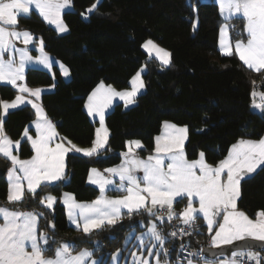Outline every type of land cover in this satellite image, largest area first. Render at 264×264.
<instances>
[{
  "label": "trees",
  "instance_id": "1",
  "mask_svg": "<svg viewBox=\"0 0 264 264\" xmlns=\"http://www.w3.org/2000/svg\"><path fill=\"white\" fill-rule=\"evenodd\" d=\"M96 1L72 0L73 9L63 14L68 31L62 35L35 11L19 18L20 25L42 37L46 51L71 71V79L67 81L56 65L53 73L29 68L26 83L39 87L55 82V89L42 94V104L60 134L77 144L89 146L95 138L98 122L85 109L90 92L101 81L119 89L128 87L136 71L148 64L144 73L146 90L138 95L136 103L129 108L122 102L116 103L106 115L107 147L92 156L69 153L67 179L41 185L35 194L26 192L22 201L9 203L8 182L5 177L0 178V205L43 213L39 217V231L50 237L51 250L47 253H53L62 242L73 244L75 250L90 246L95 253L113 251L132 228H139L141 221L151 217L146 211L131 216L124 213L115 225L85 234L69 225L66 207L60 200L53 209L40 203L46 192L60 197L68 191L79 201L94 199L99 189L88 183L90 169L119 165L128 140L141 139L144 144L141 154L152 153L156 135L163 122L169 120L188 126L185 146L188 158H197L202 151L208 162L217 163L239 139L260 138L264 134V112L253 111L251 96L254 87L264 89V70L256 72L237 55L222 54L221 16L216 2L100 0L88 19L83 18L82 14ZM196 18L198 24L194 27ZM229 24L234 26L230 28L233 42L246 37L241 18H232ZM148 38L171 51V65H161L143 50L142 43ZM17 93L14 86L0 84V100L13 99ZM33 118L30 106L9 112L4 120L7 134L20 139ZM19 154L23 158L32 155L28 141L21 143ZM182 202L183 199L177 205ZM237 205L251 217L264 210V165L241 181ZM197 219L202 230L187 240L195 247L208 245L207 227L202 218ZM166 246L174 261L177 248L171 242Z\"/></svg>",
  "mask_w": 264,
  "mask_h": 264
},
{
  "label": "snow or ice",
  "instance_id": "2",
  "mask_svg": "<svg viewBox=\"0 0 264 264\" xmlns=\"http://www.w3.org/2000/svg\"><path fill=\"white\" fill-rule=\"evenodd\" d=\"M72 0H0V82L14 86L19 93H29L36 100L39 99L42 89L29 88L25 80V66L29 62L52 66V59L44 53L43 40L39 42L41 56L29 55L28 45L33 44V35L27 30H17L18 15H27L32 6L38 10L45 21L56 25L59 32L67 31L62 19V13L70 7ZM221 17L225 24L220 27L219 47L224 55H237L249 69L260 72L264 70V0H218ZM97 7L93 4L87 11ZM234 17L244 21L242 33L245 38L235 40L234 44L228 38V31L234 26L227 23ZM195 27V25H194ZM25 47L17 48L15 40H21ZM143 47L154 50L160 61L170 63V53L147 41ZM19 54V60H16ZM7 55V59H5ZM63 69L65 76L69 75L67 68ZM137 71L131 78V90L117 91L111 85L101 81L88 96L85 108L89 115H98L100 127L96 129L95 139L90 148H79L67 140L64 143L52 142L58 136L56 126L48 119L42 106L24 95H17L11 102L0 100V155L11 161L8 169L9 203L22 201L25 194L24 182H27V191L35 194L42 184L52 183L64 178L65 156L69 152L83 153L87 156L99 154L108 142L109 130L105 126V110L110 106L114 97H119L130 105L135 102L137 93L145 87L141 72ZM253 107L264 111V91L251 92ZM256 97L260 98L257 103ZM36 110V120L32 123L36 135L29 134L26 127L23 137L31 142L33 155L29 159H20L13 154V146L18 150L20 141H12L4 131V115L10 109H15L25 101ZM164 130L155 138L156 144L152 154L146 159L131 158L117 168L105 169L119 177L120 183L106 179L97 169L90 170L89 181L99 185L101 195L91 202H77L70 193L64 194L63 204L66 206L69 221L85 234L105 226L115 225L122 216V209H127L129 216L134 212L144 210L155 216L156 210L167 208L168 220L179 216L184 225L192 227L197 214H202L206 221L208 232L211 235L210 248L234 245L230 256L223 259L204 260V264H264V210L250 218L244 211L238 209L237 201L240 197V182L248 174L264 165V137L258 140L239 139L228 149V154L215 166L206 162L205 154L201 152L199 158L189 160L184 151V141L187 139V126L178 127L168 121L164 122ZM128 156L132 153V146L142 147L139 140L128 141ZM142 171V176L136 172ZM93 173L96 178H93ZM109 185L126 191L127 195L107 198L104 192ZM187 198V206L182 212L173 209V202L177 198ZM56 197L48 195L40 203L47 201L46 207L52 208ZM198 200L199 207H194ZM43 213L35 211H19L0 205V264H98L92 259L93 253L85 248L74 252V245L62 242L54 249L53 256H45V251L51 250L50 237L47 232L38 230L39 217ZM157 220L163 217L157 216ZM52 228L54 224L50 225ZM180 234L188 235L185 229ZM129 234L125 243L132 238ZM169 236L175 237L177 232ZM141 249H147V257L133 252V264H149L148 257L155 256V264H170L169 249L165 247L167 237L157 228L156 223L150 222L146 231L136 236ZM242 242V244H235ZM260 247L261 251L254 248ZM184 246L181 245V249ZM30 249V250H29ZM119 249L113 255V264L118 259ZM203 250L188 253L187 264H197L191 257L200 256ZM164 255L161 261L159 257ZM216 255L215 253L213 254ZM224 254L221 252L220 256ZM177 264H180L179 260Z\"/></svg>",
  "mask_w": 264,
  "mask_h": 264
},
{
  "label": "rangeland",
  "instance_id": "3",
  "mask_svg": "<svg viewBox=\"0 0 264 264\" xmlns=\"http://www.w3.org/2000/svg\"><path fill=\"white\" fill-rule=\"evenodd\" d=\"M99 1H100V0H97L94 4L97 5ZM199 1H202V2H206V1H214V2H216V3L218 4V0H199ZM92 5H93V4H92ZM92 5H91V6H92ZM91 6H90L89 8H91ZM218 6H219V4H218ZM89 8H88V9H89ZM72 9H73V3L71 4L70 7H68L67 9H65V10L63 11V13H62V19H63V22H64V24H65L66 26H67V24H66V22H65V20H64V18H63V14H64L65 12H67V11L72 10ZM88 9H87V10H88ZM87 10H86V12H84V13L82 14L83 18H85V19H88L89 14H90L94 9H93L91 12H88ZM33 11H35V12H37V13L39 14L38 10L35 9L34 6H32L31 9H30V13L27 14V15H30ZM27 15H24V14H20V15H18V27H17V30H20V31L27 30V31H29L30 33H32V35H33V44H30V45H28L27 47H28V50H29V55H31L32 57L35 58V57H38V56H41V55H42V53H41L40 50H39V42H40V40L42 39V37H37V36H36V35H35V34H34L29 28H24L23 26L20 25V23H19V18H20V16H27ZM39 15H40V14H39ZM220 16H221V15H220ZM40 17L44 20V18H43L41 15H40ZM234 18H238V17H234ZM44 21H45V20H44ZM45 22H46L48 25H50L52 28H54V30L56 31V33L59 34V35H62V34L66 33V32L68 31V26H67V31L61 33V32H59V31L56 29V25H55V24L48 23L47 21H45ZM227 23H229V21H227ZM197 24H198V18H196V20H195V22H194V25H195V26H197ZM223 24H225V20L221 17L220 24H219V41H220V27H221ZM228 38L231 39L230 29H229V31H228ZM239 39H241V37H240ZM42 40H43V39H42ZM149 40L153 41L155 45L159 46L160 48H162V49H164V50H166L167 52L170 53V63H169V64L164 65V64L160 61V59L157 57V55H156V53H155L154 50H151V48H145V47H143V45H144L147 41H149ZM231 41H232V39H231ZM232 43L234 44L233 41H232ZM15 44H16L17 48H23V47H25V45H24L23 42H22V39H21V40H15ZM43 46H44V41H43ZM142 48H143V50L149 55L150 58H155V59H156L161 65H163V66H169V65H171V63H172L171 51H170L168 48H166L165 46L161 45L157 40H155V39H153V38H148V39H146V40L142 43ZM219 49H220V47H219ZM220 51H221V50H220ZM44 53H46V54L52 59V61H53L52 66H51L50 68H45L43 65L37 64V63H35L34 61H33V62H29V63L26 64V66H25V72H24L25 80L22 81V82H23V83H26V72H27V69H29V68H38V69H43V70H46V71H48V72L53 73V70H54V66H55V65L59 68V70H60V72H61L63 78H64L65 80H67V81L70 80V79H71V71H70L69 67H68L66 64H64L62 61H60L58 58H56L54 55H52V54H50L49 52H47L46 49H45V46H44ZM7 58H8L7 55H5V59H7ZM16 60H17V61L19 60V54H16ZM61 66H63L64 68H67V69H68V71H69V75L65 76V75L63 74V69H62ZM142 68H143L144 70L141 72V78H142V80H143V82H144V85H145L144 73H145V72L147 71V69H148V64H147V63H144V64H143V65H142L137 71H140ZM137 71H136V72H137ZM135 74H136V73H135ZM135 74H134V75H135ZM134 75H133V76H134ZM133 76H132V77H133ZM130 82H131V80H130ZM0 84H8V83H6V82H0ZM9 85H10V84H9ZM107 85H108V84H107ZM111 86H112L114 89H116L117 91L131 90V87H132V86H131V83L129 84L128 87H124V88H121V89L116 88V87L113 86V85H111ZM45 87H49V88H51V89L53 90V89H55V88H54V87H55V82L52 83L51 85H47V86H45ZM52 90H50V91H52ZM145 90H146V85H145V87H144L143 89H141V90L137 93V96L135 97V102H134L133 104H130V105H127V106H126V105H125V102H124L123 100H121L119 97H114L113 99H115V100H114L113 105L115 106L116 103L122 102L126 108H129V107L133 106V105L136 103V100H137L138 95L142 94ZM255 90L258 91V92H260V91H264V89L259 88V87H255ZM252 98H253V97H252ZM116 99H119V102H116V101H117ZM255 99H256L257 103H260V102H261L259 97H256ZM113 105H112V106H113ZM112 106H111V107H112ZM114 106H113V107H114ZM113 107H112L108 112H106V113H105V116H104V123H105V126L107 127V129H108V126H107V124H106V115H107V114L113 109ZM252 109H253V111H255V112H264V111H261L260 109H257V108H255V107H253V101H252ZM93 119H94V120H97V122H98L97 125H96V129L99 128V127H100L99 116H97L96 118H93ZM165 121H168V122H170V123H173V124L177 125L178 127H184V126H187V125L176 124V123H174V122H172V121H169V120H165ZM165 121H164V122H165ZM164 122H163V124H162L161 131L156 135V137L159 136V135H161L162 131L164 130V128H163V126H164ZM108 130H109V129H108ZM156 137H155V138H156ZM262 137H264V134L262 135ZM260 138H261V137H260ZM260 138H244V139L258 140V139H260ZM187 139H188V126H187ZM187 139L184 141V151H185V154H186V148H185V146H186ZM134 140H139V141L141 142L142 147H140V148H136V147L133 145V146H132V149H133L132 153H130L128 156H125L124 154H125V153H128V149H129V145H128V143H127V144H126V150L122 152V162H124V161H126V160H128V159H131V158H133V157H135V158H140V159H146L150 154L153 153V152H152V153H148L147 155L141 154V150L144 148V144H143V142H142L141 139H131V140H128V141H134ZM128 141H127V142H128ZM235 143H236V142H235ZM155 144H156V141H155ZM107 145H108V142H107ZM107 145H106V146H107ZM201 152H202V151H201ZM201 152H200V153H201ZM200 153H199V154H200ZM203 153H204V152H203ZM227 154H228V153H227ZM226 156H227V155H226ZM186 157H187V154H186ZM198 158H199V156H198L197 158H194V159H190V158L187 157V159H189V160H195V159H198ZM224 158H225V157H223L222 159H224ZM205 159H206V157H205ZM219 161H220V160H219ZM219 161H218V162H219ZM122 162H121L119 165L109 166V167H106V168H104V169H101V168H98V167H92L91 170H92V169H97L99 172L103 173V175H104V177H105L106 179L113 180V181L115 182V184H119V183H120L119 177L113 175L112 173L105 172V169H109V168H117L118 166H120V165L122 164ZM206 162L209 163V164H212V165H214V166H215L216 164H218V162H217V163H210V162H208L207 160H206ZM262 166H263V165H261L260 167H258V168L256 169V171H257L258 169H260ZM256 171H255V172H256ZM255 172H253V173H255ZM253 173L246 175L244 178H246V177L252 175ZM136 175H137V176H142V175H143V172H142V171H137V172H136ZM93 178H94V179L96 178V176H95L94 173H93ZM244 178H243V179H244ZM243 179H242V180H243ZM242 180H241V181H242ZM95 187H97V188L99 189V193H98V195H97L94 199H92V200H90V201H79V200H77V199L75 198V196H74L72 193H70V192H68V191H64V192L61 194L60 197L56 196L53 192H46V193L43 195L42 198H44V197H46V196H48V195H52V196H55V197L57 198V199H56V202L53 204L52 208H50V209H53V208H54V206L56 205V203H57L58 200H60V201L63 203L64 194H65V193H70V194H72V196L75 198V200H76L77 202H91V201L95 200L98 196L101 195L99 185H97V186H95ZM38 189H39V188H38ZM38 189H37V190H38ZM37 190H36V191H37ZM240 193H241V182H240ZM124 195H127L126 191L119 190V189H117L114 185H109V186L106 188L105 192H104V196L107 197V198H116V197H121V196H124ZM182 199L184 200V202H182L181 205L178 206V205H177V202L180 201V200H182ZM46 203H47V201L45 200L44 206L46 205ZM187 203H188L187 198H179V197H178V198L173 202V209H174L177 213H180V212H182L183 209L187 206ZM64 206H65V205H64ZM193 206H194V207H199L198 200H197V201H194V205H193ZM237 206H238V205H237ZM65 207H66V206H65ZM47 208H48V207H47ZM238 209L241 210V211H244V210L240 209L239 207H238ZM14 210H21V209H14ZM23 211L31 212V211H34V210H23ZM66 211H67V209H66ZM140 211H144V210H140ZM140 211H139V212H140ZM35 212H36V211H35ZM244 212H245V211H244ZM124 213H128V212H127V209H122V216H121V218L123 217V214H124ZM134 213H137V212H134ZM245 213H246V212H245ZM246 214H247V213H246ZM157 216H160V217L166 218V217H167V214H166L165 216H162V215H160V214L158 213V210H156V215H155V216L151 215V217L148 218L147 221H144V220L141 221V222H140V227H139V228H137V227L132 228V229H131V230L125 235V238L123 239L122 243H121L118 247H116L113 251L106 252V253H103V252H100V251H99L98 253H95V248H94V247L84 246V247H81V248H79V249H77V250L74 249V252H79L80 250L87 248V249H89L90 251H92V253H93L92 259L97 260V261H98V264H113V259H112V258H113V255L116 254V253H117V250L119 249L120 251H119V254H118V259H117V261H116V264H133V258H132V255H131L133 252L137 253V255H140L141 252H142L143 255H144L145 257H147V255H148V254H147V249H146V248H145V249H141V248L139 247V243H138V241L135 239V237H136V236H139L141 233L145 232V231H146V226H147L150 222H153V221H154V222L156 223V225H157V228H158V220L156 219ZM197 217H200V218L203 219V215H202V214H197ZM197 217H196V219H197ZM249 217H250V218H253V219L255 218V217H251L250 215H249ZM67 218H68V215H67ZM203 222H204L205 226L207 227L206 221H205L204 219H203ZM68 223H69L70 226L76 228L75 225H73V224L69 221V219H68ZM52 224H53V223L50 222V225H52ZM38 230H39V221H38ZM130 233L133 234V235H132V238L128 241V243H125V240L128 238V236H129ZM207 233H208L209 237H211V235H214V231H213V233L210 234V233L208 232V228H207ZM165 247L167 248L166 244H165ZM168 249H169V256H168V259H169V261H170V264H177L176 259H175L174 261L171 260V255H170L171 252H170V248H168ZM29 250H30V249H29ZM259 251H260V250H259ZM44 255L50 257V256H53V255H54V252H53V253H47V252L45 251ZM262 255H264V253H262ZM224 257H227V256H219V257H217V258H219V259H223ZM217 258H216V259H217ZM148 259H149V264H155V256H153V257H148ZM159 259H160L161 261H163V260L165 259L164 255L161 254V256L159 257ZM205 259H207V258H203L202 261H200V260H198V259H194V260L197 262V264H204V260H205ZM216 259H207V260H216ZM180 264H187V262H185V263H180Z\"/></svg>",
  "mask_w": 264,
  "mask_h": 264
},
{
  "label": "crops",
  "instance_id": "4",
  "mask_svg": "<svg viewBox=\"0 0 264 264\" xmlns=\"http://www.w3.org/2000/svg\"><path fill=\"white\" fill-rule=\"evenodd\" d=\"M18 83H23L22 81H18ZM27 84V83H26ZM105 85H107L106 83H105ZM28 86V85H27ZM29 88H33V89H35V88H40V89H42V91H41V94H40V97H39V99L38 100H36V98L35 97H32L29 93H17L16 94V96L17 95H24V96H26L27 98H28V100H33V101H35L36 103H38V104H40L41 106H42V108H43V110H44V113H46V115H47V117H48V119H50L51 121H52V123L56 126V132L58 133V136L55 138V140L52 142V146H55V144L56 143H64L65 144V146H68L67 145V141L66 140H63L62 138H64L61 134H60V132H59V130H58V127H57V125H56V123L50 118V116L48 115V113H47V111H46V109H45V107H44V105L42 104V101H41V97H42V94L43 93H45V92H48V91H50V90H52L51 88H49V87H45V86H39V87H30V86H28ZM96 88V87H95ZM93 91V90H92ZM91 91V92H92ZM91 92H90V94H91ZM89 94V95H90ZM88 95V96H89ZM15 96V97H16ZM88 96H87V98H86V102H87V100H88ZM15 97L13 98V99H8V100H3V101H8V102H11L12 100H14L15 99ZM114 100L115 99H112V102H111V104H110V106L105 110V113L106 112H108L114 105H113V103H114ZM117 101L116 102H119V99H116ZM86 102H85V104H86ZM113 105V106H112ZM24 106H30L31 108H32V110H33V112H34V118L30 121V123H28V125L26 126L28 129H29V134L30 135H32L33 137H35V135H36V129H35V126H34V124L32 123L34 120H36V110L31 106V104H29L28 102H27V100L25 101V103L24 104H21V105H19L17 108H15V109H18V108H21V107H24ZM112 106V107H111ZM15 109H10L8 112H7V114H5L4 115V120H5V118L7 117V115H8V113L9 112H11V111H13V110H15ZM86 109V108H85ZM86 111L88 112V110L86 109ZM89 114V113H88ZM98 115H90V117L93 119V118H96ZM25 130V129H24ZM4 131H5V134L10 138V136L7 134V132H6V130H5V127H4ZM23 133H24V131H23ZM23 133H22V136H21V138L20 139H12V138H10L12 141H17V140H19L20 141V144H19V146H18V150H17V147L14 145L13 146V154L14 155H18L19 156V158L20 159H29V158H31V156L34 154L33 153V151H32V155L31 156H29V157H25V158H23V157H21L20 156V154H19V150H20V146H21V143L24 141V140H26V141H28L29 143H30V145H31V142L26 138V137H23ZM95 136H96V132H95ZM108 138H109V136H108ZM95 139V138H94ZM68 140V139H67ZM72 143L73 144H75L77 147H79V148H90L91 146H92V144L91 145H89V146H83V145H80V144H77V143H75V142H73L72 141ZM107 145V144H106ZM105 145V148L107 147ZM104 148V149H105ZM101 150H103V149H101ZM100 150V151H101ZM69 153H71V152H69ZM69 153H67V155L69 154ZM72 153H76V154H80V155H83V156H87V155H84L82 152L81 153H77V152H72ZM67 155L65 156V167H64V178L63 179H67V165H66V158H67ZM0 157H2L4 160H6V162H7V164H8V169L10 168V167H12V165H11V161L10 160H7L5 157H3L2 155H0ZM8 169H7V172H6V174H5V178H6V180H7V182H8ZM91 170V169H90ZM89 174H90V172H89ZM89 174H88V183H90L91 185H94V186H97V184H93V183H91L90 181H89ZM62 180V179H61ZM58 181H60V180H58ZM58 181H55V182H58ZM55 182H52V183H55ZM52 183H46V184H52ZM42 185H44V184H42ZM24 187H25V193L26 192H28L27 191V182L25 181L24 182ZM38 189V188H37ZM36 189V190H37ZM19 211H23V210H19ZM177 217H179V216H177ZM210 243H211V237L209 238V246H210ZM255 251H258V250H255ZM261 251V250H260ZM208 259V258H207ZM202 261V260H201Z\"/></svg>",
  "mask_w": 264,
  "mask_h": 264
},
{
  "label": "built area",
  "instance_id": "5",
  "mask_svg": "<svg viewBox=\"0 0 264 264\" xmlns=\"http://www.w3.org/2000/svg\"><path fill=\"white\" fill-rule=\"evenodd\" d=\"M158 213L162 216H165L167 214V208L165 207L158 209ZM182 228L185 229V231H187L190 234L188 235L180 234L179 230ZM158 229L167 237V242H171L175 246V248H177V255L175 257L177 262L179 260L180 263H185L189 258L188 257L189 252H192L194 250L200 251L203 250L204 247L209 246L208 244V245H202L200 247H195L192 246L187 240L188 238H191L192 236L201 232L202 224L198 219L195 220V224L192 227H189L187 225H184L179 217H174L171 220H168V218L166 217L163 218V220H158ZM171 232H177V235L175 237L169 236L168 234ZM181 245L184 246L183 249H181ZM191 258L202 260L203 258H206V256L202 251L200 256H194ZM245 264H253V262L247 261V259L245 258Z\"/></svg>",
  "mask_w": 264,
  "mask_h": 264
},
{
  "label": "water",
  "instance_id": "6",
  "mask_svg": "<svg viewBox=\"0 0 264 264\" xmlns=\"http://www.w3.org/2000/svg\"><path fill=\"white\" fill-rule=\"evenodd\" d=\"M8 169V164L6 160H4L2 157H0V178L4 177ZM235 244H242V242H235ZM234 250V245H228V246H222L221 248H210V246H206L203 249V253L208 259H216L220 256V253L222 252L223 256H230L231 251ZM254 250H261V248L258 246L254 248ZM216 254L215 256L213 254Z\"/></svg>",
  "mask_w": 264,
  "mask_h": 264
}]
</instances>
